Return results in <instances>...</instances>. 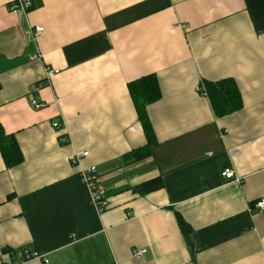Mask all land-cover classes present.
I'll return each mask as SVG.
<instances>
[{"label":"crops","instance_id":"crops-1","mask_svg":"<svg viewBox=\"0 0 264 264\" xmlns=\"http://www.w3.org/2000/svg\"><path fill=\"white\" fill-rule=\"evenodd\" d=\"M12 1L0 0V125L23 159L0 153V258L27 247L41 258L19 264H264V0H32L26 13ZM150 74L160 97L146 128L128 85ZM222 79L241 105L221 115L206 83ZM91 165L101 213L79 180Z\"/></svg>","mask_w":264,"mask_h":264},{"label":"trees","instance_id":"trees-1","mask_svg":"<svg viewBox=\"0 0 264 264\" xmlns=\"http://www.w3.org/2000/svg\"><path fill=\"white\" fill-rule=\"evenodd\" d=\"M129 93L136 104L140 119L144 120L147 128L146 115L144 108L148 103L157 100L160 97V88L157 78L154 74L140 77L129 83ZM207 94L213 109L217 114H229L240 107V93L231 79H222L216 82L206 83ZM0 153L6 164L11 167L19 164L22 159V152L20 147L12 134H7L0 125ZM147 147L135 149L126 157H133L136 159L147 155ZM161 186V177L157 176L153 179L145 181L136 185L133 190L143 194L148 190H152ZM178 223L182 231H186V223L179 217Z\"/></svg>","mask_w":264,"mask_h":264},{"label":"built area","instance_id":"built-area-1","mask_svg":"<svg viewBox=\"0 0 264 264\" xmlns=\"http://www.w3.org/2000/svg\"><path fill=\"white\" fill-rule=\"evenodd\" d=\"M32 7V0H13L8 4V9L11 12L17 13V12H23L26 13L30 8ZM36 31H42L41 26L36 27ZM57 69H51L50 67L45 68L46 76H50L52 73H57ZM40 84L37 85L39 87ZM32 103L34 104V107L38 108L41 106L40 103L33 100ZM53 126L55 128H60V125L58 123H53ZM61 141H66L65 137L60 138ZM88 155L87 151L82 152H76L71 157V162L75 164H79L80 160L83 157H86ZM222 176L225 178H231L233 176V171L231 169H224L222 171ZM79 180L84 185L89 193L90 197L95 205L96 210L98 213H101L109 208V200L105 196V191L102 185L100 184V177L97 173L96 167L94 165L83 167L79 170ZM255 207L259 210H264V198L260 199L255 202ZM146 249L141 248L134 251V255L137 257H141L145 254ZM14 257L11 259V261H4L0 258V264H19L34 258H41L36 252L32 251L31 249L27 247H22L14 251ZM43 262H47L46 258L42 257Z\"/></svg>","mask_w":264,"mask_h":264}]
</instances>
